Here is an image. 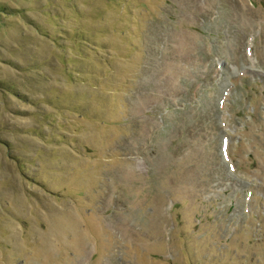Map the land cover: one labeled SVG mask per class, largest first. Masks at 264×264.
I'll use <instances>...</instances> for the list:
<instances>
[{
    "label": "rangeland",
    "instance_id": "1",
    "mask_svg": "<svg viewBox=\"0 0 264 264\" xmlns=\"http://www.w3.org/2000/svg\"><path fill=\"white\" fill-rule=\"evenodd\" d=\"M0 264H264V0H0Z\"/></svg>",
    "mask_w": 264,
    "mask_h": 264
}]
</instances>
